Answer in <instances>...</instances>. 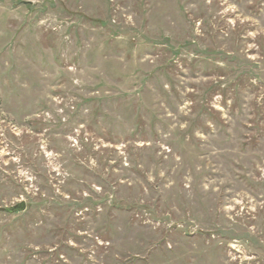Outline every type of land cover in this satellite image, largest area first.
I'll use <instances>...</instances> for the list:
<instances>
[{
  "label": "rangeland",
  "instance_id": "1",
  "mask_svg": "<svg viewBox=\"0 0 264 264\" xmlns=\"http://www.w3.org/2000/svg\"><path fill=\"white\" fill-rule=\"evenodd\" d=\"M0 264H264V0H0Z\"/></svg>",
  "mask_w": 264,
  "mask_h": 264
},
{
  "label": "water",
  "instance_id": "2",
  "mask_svg": "<svg viewBox=\"0 0 264 264\" xmlns=\"http://www.w3.org/2000/svg\"><path fill=\"white\" fill-rule=\"evenodd\" d=\"M24 210H25V204L24 202H21L12 207L0 208V213H6L12 215L15 213L23 212Z\"/></svg>",
  "mask_w": 264,
  "mask_h": 264
}]
</instances>
